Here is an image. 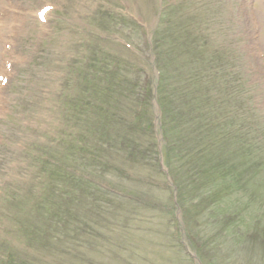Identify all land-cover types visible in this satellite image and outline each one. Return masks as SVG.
<instances>
[{"label": "rangeland", "instance_id": "obj_1", "mask_svg": "<svg viewBox=\"0 0 264 264\" xmlns=\"http://www.w3.org/2000/svg\"><path fill=\"white\" fill-rule=\"evenodd\" d=\"M164 1L176 6L164 18L165 28L169 27L166 34H171L174 27L188 44L201 48L202 52L205 50L206 59L217 62L225 59L223 78L227 84L223 88L229 100L225 98L226 105L222 106L227 108L229 116H238L235 109L236 102H240L239 106L246 105L241 110L254 113L253 108H259L261 112L257 113L264 123V0ZM43 6H50L51 10L40 24L36 13ZM155 8L151 0H0V77H6L2 68L10 71L8 83L0 81V245L19 236L16 222L36 220L33 213L25 214L28 208L19 209L16 203L22 198L34 199L49 190L50 199L56 203L63 196L65 199L70 196L69 202L74 203L71 208L77 214L74 222L71 221L72 233L80 236L68 234L66 246L55 248L58 256L38 254L40 263L37 264H264V158L254 162L251 185L244 196L237 200L235 192L224 195L222 200L212 203L211 217L203 216L198 209L193 211L203 200L202 192L193 199L188 190L173 189L165 173L160 175L156 166L151 165L145 169L124 168L122 174L113 172L105 179L98 174L90 189H74V184L67 196L60 192L64 188L55 191L54 185L49 187L52 183L48 178L47 160L58 159L61 166L75 169L72 157L68 156L67 162L63 158L69 153L66 142L72 133L65 116V95L71 94L67 92L70 82L66 74L69 71L71 74L70 64L86 53L97 36L111 35L99 28L101 21L107 23L112 19L110 32L117 39L121 37L131 43L135 51L125 52L111 35L113 41L108 53L118 59L150 62L151 75L155 71L160 77L167 74L170 59L176 65L172 51L177 44L182 46V53L188 51L183 40L177 38L160 58L157 56L146 35L154 27ZM126 14H131L136 22L129 21ZM224 66L221 64V70ZM144 68L145 72L149 71L147 66ZM178 71L179 80L184 83L185 71ZM144 73L137 75L143 74L142 82ZM177 74L176 69L175 78ZM243 79L246 83L241 89ZM240 129L238 126L239 137L246 146L248 143L255 148L259 142L264 145V141L249 134V128ZM230 131H234L233 127ZM151 177L162 184L152 187V194L160 201L148 208L152 194L140 182L147 183ZM185 182L190 188L193 179L188 177ZM229 190L225 189L224 193ZM131 195L138 199L137 206L132 201V209L140 210L129 222L120 216L109 218L110 224L99 219L103 210L113 209L111 204L119 196L129 200ZM175 204L181 214L175 215ZM208 204L205 203L206 208ZM84 205L90 211L86 215L82 214ZM170 209L173 214L169 213ZM182 210L197 216L198 227L194 224L195 231L190 232L192 239L183 231ZM219 213L229 214L217 216ZM233 214L240 221L245 217L243 233L237 236L234 228L227 227ZM212 222L216 225L209 231V245L201 227L205 225L208 229ZM75 239L80 247L66 248ZM196 250L200 251L202 263H196L191 257ZM28 258L23 257V261Z\"/></svg>", "mask_w": 264, "mask_h": 264}, {"label": "trees", "instance_id": "obj_2", "mask_svg": "<svg viewBox=\"0 0 264 264\" xmlns=\"http://www.w3.org/2000/svg\"><path fill=\"white\" fill-rule=\"evenodd\" d=\"M164 10L161 22L152 33V49L160 58V54L164 53L172 40L177 42V38H180L188 51L182 53V46L177 44L178 47L172 51L176 65L173 66L174 60L170 59L168 73H163L158 80L156 100L161 110V163L173 179L172 183L177 190H188L193 199L202 192L203 200L193 211L198 209L203 216L211 217L213 202L220 201L224 195L233 192L237 195V200L244 196L251 185L254 162L264 158V145L259 142L254 148L246 142V146L239 137L237 127L240 126V130L249 128V134L259 141H264V123L257 113L258 108H253L256 110H253L254 113L250 111L255 116L251 120L253 123L249 124L252 127L245 122L247 112L240 109L243 106L236 107L237 117L229 116L227 108L222 106L226 105L225 98L229 100V96L224 92L223 87L227 82L222 74L219 75V62L206 59L205 50L202 52L201 48L188 44L186 38L179 37L174 27L171 34H166L169 27L165 28L167 24L164 18L168 12L164 14ZM194 40L198 42L196 38ZM101 53L100 48H95L90 53V59L74 62L71 74H67L74 78V81L70 78L74 88L70 85L67 91L71 94L65 95V116L72 133L66 142L69 153L63 158L67 162L68 156L72 157L75 169L61 166L58 159L45 162L49 168L48 178L52 183L49 187L54 185L55 191L59 190V187L64 188L60 191L62 195H66L74 184V189H90L98 180V174L105 179L106 176H112L113 172L122 174L124 168L145 169L151 165L156 166L160 175L163 174L152 122L153 105L150 102L153 99L152 86L155 79L151 81V78L147 77L146 81L142 82V76L137 75L144 73L145 68L120 59H101L105 54ZM146 66L150 70L149 62ZM176 69L178 74L175 78ZM178 69L185 71L184 83L179 80ZM244 83L245 79L239 88L243 89ZM236 105L238 106L237 102ZM231 127L234 131H230ZM43 168L42 172H45ZM188 177L194 182H190V188L186 187L185 182ZM158 182L159 180L153 177L147 183H140L147 185L152 194V187L157 188L162 184ZM227 188L230 190L224 193ZM45 191L39 197L27 201L22 198L16 203L15 206H19V209L28 208L25 214L33 213L32 216H35L36 220L16 222L19 236L14 241L0 245V264H37L40 263V258L36 255L45 253L46 257H55L58 256L55 248L66 246L67 235L73 234L72 222L77 217L71 208L74 203L69 202L70 196L66 199L63 196V199L56 203L55 199H50L52 193ZM149 199L151 203L148 208L157 206L160 201L154 194ZM79 200L84 201L81 198ZM137 200H134L132 195L129 200L119 196L110 203L113 209L108 212L103 210L99 219L110 224L109 218L120 216L129 222L133 214L140 210L132 209L137 206ZM132 201L135 202L134 206ZM205 203H209L208 208ZM82 208L83 215L90 213L86 205ZM169 213L173 214L171 209ZM228 214L219 213L217 216ZM182 215L185 218L186 233L189 235L195 231L194 224L198 227L195 223L197 216L192 211L183 210ZM243 219L240 221L239 217L233 214L229 220L227 227L235 229L238 233L235 236L243 233ZM215 225L216 222H212L210 228L207 226L208 229L205 225L201 227L202 232L208 236L209 245V231H212ZM73 235L79 237L80 233ZM68 247L79 248L78 239L66 248ZM27 251L29 254L33 253V256ZM199 252L197 250V253ZM25 256H29L28 261H23Z\"/></svg>", "mask_w": 264, "mask_h": 264}, {"label": "bare ground", "instance_id": "obj_3", "mask_svg": "<svg viewBox=\"0 0 264 264\" xmlns=\"http://www.w3.org/2000/svg\"><path fill=\"white\" fill-rule=\"evenodd\" d=\"M5 20L7 19V17L4 18Z\"/></svg>", "mask_w": 264, "mask_h": 264}]
</instances>
